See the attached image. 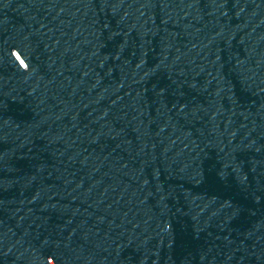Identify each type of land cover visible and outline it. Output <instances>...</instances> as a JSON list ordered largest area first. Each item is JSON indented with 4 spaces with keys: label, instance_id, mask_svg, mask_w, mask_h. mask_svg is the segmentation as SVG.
Instances as JSON below:
<instances>
[{
    "label": "water",
    "instance_id": "water-1",
    "mask_svg": "<svg viewBox=\"0 0 264 264\" xmlns=\"http://www.w3.org/2000/svg\"><path fill=\"white\" fill-rule=\"evenodd\" d=\"M0 264H264V0H0Z\"/></svg>",
    "mask_w": 264,
    "mask_h": 264
}]
</instances>
